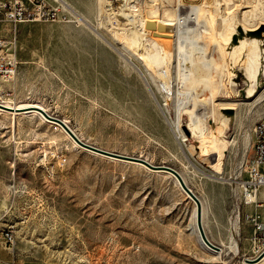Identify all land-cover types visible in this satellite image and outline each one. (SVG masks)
Segmentation results:
<instances>
[{"label": "rangeland", "instance_id": "1", "mask_svg": "<svg viewBox=\"0 0 264 264\" xmlns=\"http://www.w3.org/2000/svg\"><path fill=\"white\" fill-rule=\"evenodd\" d=\"M69 1L108 41L104 43L118 55L120 65L129 70L117 75V83L113 75H101L104 78L87 83L62 84L48 72L55 78L51 81L36 63L44 58L48 44L70 36L73 39L72 29L76 27L58 22L21 23L16 27L18 59L35 64H30L34 67L19 85L16 97L9 96L10 105L43 106L93 146L173 167L202 201L205 228H215L207 200L230 194L228 176L243 157L250 126L264 116V75L259 77L256 93L249 97L244 69L250 47L234 55V46L214 38H230L237 25L255 30L264 24L260 18L264 0L136 1L140 11L151 18H166V12L180 13L184 20L192 18L187 36L194 47L188 43L190 49L185 48L191 50V58L184 68L192 72L195 83L186 85L179 76V45L184 34L182 38L178 35L180 39L174 36L167 40L169 48L175 44L171 57H164L153 40L145 42L154 53L157 69L150 68L158 79L153 81L145 74L144 62L138 63L124 52V44L113 40L118 28H129L123 26L125 20L117 19V5L116 10L105 7L109 9L106 13H111L108 17L99 11L100 0ZM259 1L262 5L257 6ZM180 2L194 3L196 15H189L191 8L182 7ZM250 12L259 16L256 21ZM3 27L0 23V35L11 37ZM215 40L223 46H217ZM259 40L264 56V38ZM197 45H206L205 51ZM86 52L75 47L72 54ZM128 60L144 70L143 77ZM205 62L211 68L204 67ZM135 81L141 84L136 111L127 101L126 89L133 90ZM210 81L215 85L207 87ZM216 106L234 107L235 125L222 133L225 141L210 143L207 156H203L201 143L189 131L188 112L204 119V132L209 134L214 126L209 127L208 120L214 122ZM178 127L188 131L183 129L186 140L179 136ZM194 209V202L171 175L76 146L58 125L35 114L14 118L0 111V264H247L240 250L217 254L200 245ZM261 211L264 217V208ZM230 228L232 234L221 244L228 245L232 236L237 239V226L235 231L231 224ZM7 232L13 235L14 245L7 242ZM244 244L248 248V242Z\"/></svg>", "mask_w": 264, "mask_h": 264}, {"label": "bare ground", "instance_id": "2", "mask_svg": "<svg viewBox=\"0 0 264 264\" xmlns=\"http://www.w3.org/2000/svg\"><path fill=\"white\" fill-rule=\"evenodd\" d=\"M136 1L137 0H114V6L117 5V9H118V13H116V16H117V19H120L122 18L123 20H125V23L123 24V26H129V28H118L119 31H116L114 30L115 32V39L113 40H118L119 42H121V44H124V52L126 51L130 56L131 58H135L138 63H141L143 64L145 70H146V75L149 76L151 78V80H155V77H156V74H155V77L153 75V69H151L150 67L154 66V62H153V56L152 54L154 53H151L152 52V49L151 48H148L146 47V41L148 40H153L154 42H156V44H158L159 48L161 49L162 51V54L164 57H171L170 55V50L171 48L173 49V47L175 46V44H170L172 45L173 47L169 48V45L167 43V40L176 36L177 39L180 37L182 38V34H184L185 36L183 37L179 45V76L181 78V80L183 81L182 83H184V85L188 84V83H191V84H194L195 81L192 79V72H187L184 68V66H186L188 63H190V51L188 49H185L186 47H190L188 46L190 43L191 44V48L194 47V41H190V39L188 38V33L190 31V23H191V19L190 16L188 18H186L185 20L184 19H181L179 15H181L180 13L177 14L176 12H174V14H170L169 12H166V18H158V19H155V18H151L147 15H145L143 13V11H140V7L138 8V5L136 4ZM155 1V0H154ZM186 1V0H185ZM262 1V0H261ZM261 1H259V3L257 4V6L259 5H262ZM124 2H127L125 8L122 6L124 4ZM188 2V1H187ZM150 3V2H149ZM183 6L185 7H189L191 8V11L189 13V15H196V11L194 10L196 5H194V3H184V2H180ZM109 4H111V2L109 0H100L99 1V11L101 14H107L108 17H111V13H106L107 10L109 9H105L106 6H108ZM219 5V4H217ZM152 6V5H150ZM123 7V9H122ZM142 10V9H141ZM177 10V9H176ZM158 11V10H157ZM254 11V10H253ZM145 12V11H144ZM261 13V17L262 18L261 20L264 21V11H260ZM247 13V12H246ZM244 13V15L246 14ZM114 14V13H112ZM251 18L252 19H257L259 16L257 14H254V13H251ZM259 14V13H258ZM151 15V14H150ZM249 15V14H248ZM197 17V16H196ZM250 18V17H249ZM248 18V19H249ZM109 19V18H108ZM247 19V20H248ZM121 20V19H120ZM148 20H151V21H154L157 23V26H156V29L155 30H149V29H146L145 28V23L146 21ZM224 20V19H223ZM222 20V21H223ZM246 20V19H245ZM246 20V21H247ZM88 21V20H87ZM122 21V20H121ZM120 21V22H121ZM198 21V20H197ZM226 21V19H225ZM256 21V20H255ZM89 22V21H88ZM109 22V21H108ZM249 22V21H247ZM110 23V22H109ZM246 23V22H245ZM253 23V22H252ZM247 24V23H246ZM249 24V23H248ZM89 25H90V22H89ZM105 24H101V28H105L104 27ZM252 25V24H251ZM92 25L88 26L89 29H91L93 32H94V27L91 28ZM250 27V26H249ZM252 27V26H251ZM244 29V28H243ZM247 29V28H246ZM245 29V30H246ZM251 29V28H250ZM167 30V32H162V31H165ZM179 30V31H178ZM109 32V31H108ZM205 33H208L209 35V32L206 31ZM98 34V33H97ZM221 34H224V33H220L219 36ZM233 34V33H232ZM178 35L180 37H178ZM205 35V34H204ZM101 40L106 41V39H104L103 36L101 35H97ZM113 36V35H112ZM175 37V38H176ZM228 37V36H227ZM173 38V39H175ZM217 38H223V42L222 44L225 42V44L229 43L230 41V38H224L222 36L220 37H216L214 39H217ZM213 39V41H214ZM224 39H226L224 41ZM259 40V39H258ZM173 41V40H172ZM176 41V40H175ZM216 43H217V46H219L220 44L217 42V41H220V40H215ZM249 41V40H248ZM247 41V38L242 40L237 46H234L233 47V52H231L232 54L234 55H240L239 52H241L243 49H247V47L249 46L250 48L247 50V60L248 62L247 65H246V68L244 69L245 70V74L247 75V80H248V83H249V90H248V96L251 97L253 96L255 93H256V89L258 87V80H259V77L264 75V64H261V61H263V54L261 55L260 52L262 51H259L261 49L258 48V44L262 43H258V41L256 39H253L250 43H248ZM260 41V40H259ZM116 42V41H115ZM170 42V41H169ZM221 42V41H220ZM106 43H108V41H106ZM146 44V45H145ZM221 44V45H222ZM149 45V44H148ZM220 45V46H221ZM206 46V45H205ZM204 45H197V48L202 50L203 52L205 51L206 47ZM223 46V45H222ZM112 47V46H110ZM158 48V49H159ZM196 48V49H197ZM145 49V50H144ZM190 49V48H189ZM197 49V50H198ZM218 49V48H217ZM216 49V50H217ZM220 49H223L222 47L218 49V51H220ZM140 51V53L136 52V51ZM144 50V51H143ZM195 50V48H194ZM143 51V52H141ZM173 53V52H172ZM171 53V54H172ZM121 54V53H120ZM124 54V53H122ZM223 54V53H222ZM222 54L220 53V55L222 56ZM170 55V56H169ZM173 55V54H172ZM230 55V54H229ZM124 56V55H123ZM231 56V55H230ZM245 56V55H244ZM263 56V57H262ZM128 57V56H127ZM163 57V58H164ZM233 57V56H232ZM130 58V57H129ZM234 59L235 56L233 57ZM211 60V59H210ZM140 61H143V62H140ZM172 61V60H171ZM235 61V60H234ZM129 63H131L133 65V68L139 73L142 75V77L144 76V70L141 69L139 66H137L135 63H133V61L131 60H128ZM207 63L210 61H206ZM203 63V66L206 67V68H211V66H208L207 63ZM263 63V62H262ZM234 64V63H233ZM152 65V66H151ZM156 68V66H154ZM152 67V68H154ZM187 67V66H186ZM157 69V68H156ZM143 70V71H142ZM188 70V69H187ZM158 73V72H156ZM146 79V78H145ZM156 79H158V77H156ZM147 81V80H146ZM152 81V82H153ZM211 84H205L207 87H211V86H214L215 85V82L214 81H210ZM148 83V82H147ZM183 85V88L187 90V88L189 87H184ZM223 86V85H222ZM207 89V88H206ZM205 89V90H206ZM184 93V92H183ZM211 101V100H209ZM204 102V101H203ZM207 103V102H206ZM182 106V104H181ZM38 108H41L43 110H45L46 112L47 109L44 108L43 106H39V105H33V106H24V107H19L17 105H10V104H5V105H2L0 106V111L6 113V114H10L12 116H15L16 115H20V114H25V113H28V114H35L36 116H38L39 118H41V120H44L46 122H51L49 120H47L42 114L41 112H39ZM31 109H37L38 111H30ZM30 111V112H29ZM19 112H22V113H19ZM188 114L190 115L191 117V126L189 127V131H193V135L194 136H197V139L198 141L201 143V146H200V153L201 155H205L207 156V147L210 143H218L220 141H225L221 135L223 133V131L221 129H219L217 131V129L214 127L212 128L213 130L209 133V134H206L204 132V129H205V121L203 118H200L199 116H195V114H193L191 111L188 112ZM213 117V116H212ZM203 119V120H202ZM215 120V114H214V118ZM64 122L67 124V121L64 120ZM53 123V122H51ZM53 124H56L58 125L57 123H53ZM59 126V125H58ZM68 136L69 134L61 127L59 126ZM181 127V126H180ZM71 129V128H70ZM179 129V127H178ZM72 130V129H71ZM74 132V131H73ZM75 133V132H74ZM178 133H179V136L183 139H185V134H184V131L183 129H179L178 130ZM77 136V135H76ZM78 137V136H77ZM69 138H71L69 136ZM72 139V138H71ZM186 140V139H185ZM72 142L78 146V144L72 139ZM199 146V145H198ZM141 165V164H139ZM143 166V165H142ZM177 171V170H176ZM156 172H161V173H165V172H162V171H156ZM178 172V171H177ZM179 173V172H178ZM167 174V173H165ZM180 174V173H179ZM170 175V174H168ZM181 175V174H180ZM182 177V176H181ZM183 181L186 183V185L189 187L186 179L184 177H182ZM175 183L179 186V184L177 183V181L175 180ZM180 188V186H179ZM190 188V187H189ZM181 189V188H180ZM200 199V198H199ZM191 200V199H190ZM193 201V200H192ZM194 202V201H193ZM195 204V203H194ZM203 205V204H202ZM203 208V207H202ZM196 207L194 209V227L196 228V235L198 237V240L200 242V245L211 251V252H215L217 254H221L223 253L222 251V248H221V251L220 252H216L210 248H208L206 245L203 244V242L201 241L200 237H199V233H198V230H197V226H196ZM202 212H203V215L205 214V211L202 209ZM203 226H204V218H203ZM224 246V245H223ZM227 249V251H232L233 252H238L239 251V248H238V245H237V242H236V239L235 237L233 236L232 238V241L230 242V245L227 247L225 246ZM249 264V263H247ZM263 264H264V259H263Z\"/></svg>", "mask_w": 264, "mask_h": 264}, {"label": "built area", "instance_id": "3", "mask_svg": "<svg viewBox=\"0 0 264 264\" xmlns=\"http://www.w3.org/2000/svg\"><path fill=\"white\" fill-rule=\"evenodd\" d=\"M110 10L114 9V0H109ZM29 22H58L88 27L87 19L67 0H0V23L4 25L5 33H12L11 39L0 35V106L12 104L9 96L14 95V84L19 64L16 53V27ZM93 28V27H91ZM95 30V29H94ZM96 31V30H95ZM99 35L98 31H96ZM230 193L233 201L229 223L233 231L242 218L251 222L252 234L250 253L244 259H255L264 251V222L257 214H243L242 205L255 204L256 193L264 186V116H261L250 126L249 139L241 161L235 165L228 176ZM7 242L14 245L11 233H5ZM264 256L256 263L263 264Z\"/></svg>", "mask_w": 264, "mask_h": 264}, {"label": "crops", "instance_id": "4", "mask_svg": "<svg viewBox=\"0 0 264 264\" xmlns=\"http://www.w3.org/2000/svg\"><path fill=\"white\" fill-rule=\"evenodd\" d=\"M76 10L77 8L67 0ZM79 11V10H78ZM80 12V11H79ZM81 13V12H80ZM85 17V16H84ZM19 25V24H18ZM17 25V26H18ZM71 25V24H69ZM74 26V25H72ZM75 27V26H74ZM82 28V29H77ZM85 28V29H83ZM74 31V35H72L73 39L70 37H66L61 39L60 42H56L54 44H48L46 46L45 51L43 52V59L36 63V67L43 71L46 75L48 72L56 75V78L65 84L67 81L70 82L71 85H77L78 83L92 81V79L97 78L101 79V75H113V81L116 83L120 80L117 77L120 72H124L125 70H129V68L124 65H120V59L118 55L112 51L96 34L93 33L91 29L88 27H76L72 29ZM11 37L5 38L11 39L13 37L12 33ZM73 42H77L79 45H75ZM16 43H17V33H16ZM17 45V44H16ZM76 48L83 47L87 50L86 54L78 53L72 54L73 50ZM17 53V50H16ZM18 58V55H17ZM41 58V57H40ZM19 65L21 68L17 67V73L14 84V95L16 97V91L21 83L29 77L31 66L30 64H35L28 60H19ZM20 62H28V63H20ZM42 62V63H40ZM50 67L52 71L50 70ZM132 70V69H131ZM132 76V73H130ZM49 76V80L53 81L55 78L53 76ZM134 78V75H133ZM136 80V78H134ZM140 79V78H139ZM65 80V82H64ZM125 86V83H123ZM129 84V82H128ZM127 89L128 103L133 107L134 111H136V106L139 105L138 101L141 96V84L139 81L134 82L133 90L131 88ZM208 207L211 209L212 213H214V223L213 226L215 228H205L204 230L207 235V238L214 244L220 245L222 241L227 242L228 237L232 234V230L230 228L229 223V215L231 213V208L233 206V201L231 198V193H221L218 195L216 199L207 200ZM256 203L255 204H247L242 205L241 212L243 214L247 213L250 215L257 214L259 215L260 221L264 222V217L262 214V209L264 208V186L260 187L256 193ZM228 226V227H227ZM252 234V224L251 222L241 219L239 223V231L238 237V247L239 250L242 251V256L250 253V236ZM233 236L230 238V242L232 241ZM248 242V248L245 247L244 242ZM229 242V244H230ZM221 244L220 247L222 251H227L225 246H229ZM224 245V246H223Z\"/></svg>", "mask_w": 264, "mask_h": 264}, {"label": "water", "instance_id": "5", "mask_svg": "<svg viewBox=\"0 0 264 264\" xmlns=\"http://www.w3.org/2000/svg\"><path fill=\"white\" fill-rule=\"evenodd\" d=\"M157 26V23L151 20L146 21L145 28L149 30H155ZM264 32V24L260 25L255 30H244L241 25H237L235 27V32L231 35L229 44L230 46H237L242 40L248 38L249 40L253 39H263L264 35L262 34ZM39 112L49 121L53 123H57L59 126H61L68 134L69 136L82 148L85 150L95 152L104 156H108L113 159H117L120 161L125 162H132L141 164L147 169L154 170V171H162L167 174H170L179 184L181 190L184 192V194L195 203V214H196V226L199 233V237L204 245H206L208 248L220 252L221 247L219 245H216L212 243L208 238L204 230L203 226V212H202V201L199 199V197L186 185V183L183 181L181 175L171 166L164 165V164H152L149 161H147L144 158L137 157V156H131V155H125L120 153H115L111 151H107L101 148H98L96 146H93L83 140H81L79 137L76 136V134L70 129V127L59 117L53 116L49 113H47L45 110L38 108ZM215 112V120L214 122L212 119L208 120L209 127L214 126L216 129H221L224 133V131L231 130L235 125V119H236V111L234 107L231 106H216L214 108ZM186 133L188 131L186 128H183ZM264 256V251L255 259H244L246 263H256L258 262L262 257Z\"/></svg>", "mask_w": 264, "mask_h": 264}]
</instances>
